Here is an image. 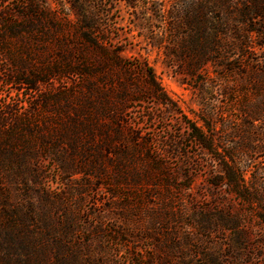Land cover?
Returning <instances> with one entry per match:
<instances>
[{
    "label": "rangeland",
    "instance_id": "1",
    "mask_svg": "<svg viewBox=\"0 0 264 264\" xmlns=\"http://www.w3.org/2000/svg\"><path fill=\"white\" fill-rule=\"evenodd\" d=\"M126 1L0 0V192L12 206L0 200V264H264V224L227 186L210 183L213 157L233 155L264 200V0H137L135 9ZM30 5L50 16L39 33L21 20ZM76 10L94 12L112 63L77 40ZM201 46L210 57L198 69ZM99 61L120 62L139 86L130 96L142 101H128L119 119L130 164L118 174L107 150L106 168L92 174L85 160L71 175L61 169L72 161L66 142L56 151L34 133L52 138L58 109L105 81ZM146 68L174 113L143 94ZM18 70L53 77L30 92L11 83ZM188 124L215 128L219 149L195 144Z\"/></svg>",
    "mask_w": 264,
    "mask_h": 264
},
{
    "label": "trees",
    "instance_id": "2",
    "mask_svg": "<svg viewBox=\"0 0 264 264\" xmlns=\"http://www.w3.org/2000/svg\"><path fill=\"white\" fill-rule=\"evenodd\" d=\"M96 1L103 2L104 0ZM126 3L130 8L135 9V7L137 8L136 4L138 1L127 0ZM37 6L34 7L33 5H30V9L32 10L27 11V13H24L21 17V20L24 19V21L28 23V30L31 33H39L42 29H45L46 26L43 20L50 18L45 10H42ZM169 11H171V16L169 17L170 28L174 30L172 33L175 36L176 41H174V44H177L178 37L176 38V30H178L180 26V12L179 9H175V7H172ZM76 16L77 22L75 24V32L77 33V40L81 41L87 49H94L96 54H98V58H101L103 61H107V52L104 49L106 42L98 36V25L94 20V12L90 11V13H88L87 10H76ZM87 18H91L94 23L89 21ZM192 18L193 17L189 16L186 21L189 23ZM10 31H13V29H10ZM41 35L44 36V34ZM201 47H197L198 51L196 52L197 59L195 62L198 69L201 68L210 57V54L208 56V49L205 48V46ZM210 53L213 55L214 51L211 50ZM103 61H99L98 65L100 68L99 75H106L104 79L105 81H102V84L97 85V83H93L84 87L81 96L73 104V108L66 106L65 108L58 109L59 114L55 116L57 117V120L59 119L60 124L58 125L57 130L50 132L52 138H47V136L42 132L34 133L37 134V140L44 147H47L50 142L57 144V149H55L56 151L59 149L60 145L66 142L68 148L71 150L69 157L72 161L67 164L62 163L61 169L71 175L82 173L80 171L87 168V165L85 164L87 162H85V160H88L89 162L90 173L92 170H95L92 174L106 168L103 161L105 160L104 152L107 150H110L108 154H110V156L113 154L112 157L115 158L114 160L107 158V163L110 167L115 168L118 174H124L123 170L127 169L130 164L128 163L130 161L128 152L125 149H120L118 147L119 142H124L120 126L121 120L119 119L126 110L125 104L128 101H142L140 99H132L130 96L131 92L138 90L139 86H137V84H133V78L131 77L129 70L119 64L120 62H116L118 64L114 63V66H111V68L108 69L109 66L105 68L104 65L106 64H104ZM109 61L111 63L113 62L112 60ZM109 61H107V63ZM85 69L87 68L85 67ZM115 69H118L119 72L126 74L127 77L125 79L118 77L117 74L119 72L117 71L116 74L113 75ZM35 73L28 74L25 73V71L18 70L13 73L14 78L11 83L15 82L20 86L28 88L30 92H36L38 86L47 84L50 78L53 77L51 72H48L50 73L48 74L47 71H36ZM85 74L87 73L85 72ZM107 76H110L111 79ZM144 76L145 78L142 85V88L144 89L143 94L149 97L157 107L174 113L176 111V106L168 98L156 81L151 68L145 69ZM39 108H41V106H36V108L30 113L29 117L35 112L39 113L41 111ZM44 108L42 110L45 111V114H51L52 111ZM251 119L256 120L254 117ZM3 126L4 124H1V128H3ZM187 126L190 129L188 132L189 138L200 148L211 154L219 149L215 143V128H211L208 125V134H206L201 127H197L193 124H188ZM23 127L25 126L19 124L16 128L18 130H22ZM26 127H28L29 129H27L30 133H32L29 123ZM79 159L81 161H78ZM95 160L97 161L95 162ZM213 161L218 167V170L215 168L211 170L210 183L217 187L227 186L237 197L251 206L252 212L257 214L259 221L264 224V200L261 197H254V192H256L257 188H259L257 180L253 178H246L245 172L248 171L247 168L241 169L239 164L236 162L235 156L233 155L230 157L219 154V156L213 157ZM1 163L2 161H0V165ZM6 164L7 165L3 164V166L6 167L11 164L13 165L14 159L11 163L7 162ZM215 164L213 167H215ZM241 167L244 168V166ZM147 178L149 179V176H147ZM122 180L126 185L128 184L126 178L123 177ZM12 183L11 181L9 182L10 185H20V182ZM7 194L8 192H0V200L4 204L3 206L6 205L7 207L12 208V206L8 203L9 195ZM12 212L13 211L10 213ZM230 227L235 229L237 226L233 222L232 225L227 226L226 229Z\"/></svg>",
    "mask_w": 264,
    "mask_h": 264
}]
</instances>
